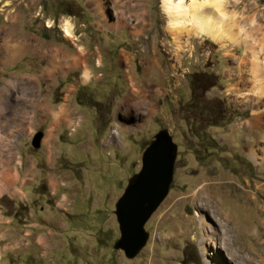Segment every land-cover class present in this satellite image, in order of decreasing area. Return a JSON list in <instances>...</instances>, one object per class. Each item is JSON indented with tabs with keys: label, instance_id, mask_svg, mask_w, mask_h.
<instances>
[{
	"label": "rangeland",
	"instance_id": "1",
	"mask_svg": "<svg viewBox=\"0 0 264 264\" xmlns=\"http://www.w3.org/2000/svg\"><path fill=\"white\" fill-rule=\"evenodd\" d=\"M222 1L229 36L212 41L170 31L160 0H0V264H264V163L239 149L253 140L248 106L264 101L252 75L264 70V0ZM16 42L30 49L6 59ZM51 54L67 66L47 72ZM194 72L215 76L204 97L226 113L203 139L204 118L188 129L183 110ZM69 93L72 125L44 162L31 138ZM163 129L177 145L172 181L128 259L113 248L115 203Z\"/></svg>",
	"mask_w": 264,
	"mask_h": 264
},
{
	"label": "water",
	"instance_id": "2",
	"mask_svg": "<svg viewBox=\"0 0 264 264\" xmlns=\"http://www.w3.org/2000/svg\"><path fill=\"white\" fill-rule=\"evenodd\" d=\"M43 132L34 133L31 146L40 147ZM177 145L165 129L158 131L141 154V167L127 182L115 203L114 215L119 237L113 245L128 259L145 246V223L169 191Z\"/></svg>",
	"mask_w": 264,
	"mask_h": 264
},
{
	"label": "crops",
	"instance_id": "3",
	"mask_svg": "<svg viewBox=\"0 0 264 264\" xmlns=\"http://www.w3.org/2000/svg\"><path fill=\"white\" fill-rule=\"evenodd\" d=\"M3 41H4V43H6L7 41L9 42V40H7V39H4ZM16 43L19 46L18 48H16L17 47L16 44H13L11 46H6V48L4 49L5 51H7L6 52V59H14L15 56L17 57L18 55H20V53L24 52L25 49L27 50L25 43H20V42L19 43L16 42ZM6 45H8V43H6ZM46 71L47 72H54L57 70H46ZM259 71L260 70H258V71L256 70V73L252 72V75L255 76V74H256V76H257V77H255V82H254L257 90H259V88L260 89L264 88V87H262V86H264V78L260 79L261 77H258L259 74H261L260 76L264 77V70H261L262 72H260L257 75V72H259ZM261 90L263 91V89H261ZM72 96H73V94L69 93L63 97L64 101L66 103L64 104L62 111H61V109H59L58 112L57 111H50L51 118H50V120L47 121L48 123H47L46 127H44V129H43V136L41 139L42 140V146L45 148V149L41 150V154L43 155V158L45 160L44 162H46V157H50L53 155L52 153L54 151L52 152V147L56 146L57 141H58L59 137L61 136V132H62L64 126L68 127V126L72 125V122L70 121V118H69L70 116H72V113H73V106H72L73 98H72ZM137 99L142 100V98H139V97H137ZM129 100H132V98L130 96H128L127 98L123 97L121 100V103L127 102ZM156 109H157L156 105L154 107L152 105H147V111L148 112H147L146 116L149 115V113L153 110H154L153 112L155 113ZM237 110L240 111L241 108H237ZM247 110H248V112H247L248 118L245 120V126H246V130H247L248 134L253 137V140L248 141V140L242 139L240 146H239V149L242 152V154L246 157V159L249 162H251V164L253 166L256 164H263L264 163V142H263L264 140L262 139V137H264V101H262L261 104H259V105L258 104H252V105L248 106ZM211 129H222V127L218 126V127H213ZM48 149L51 153L45 152V150L47 152H49ZM56 157L60 158L57 155H56ZM23 159H25V162L27 161L25 154L23 156Z\"/></svg>",
	"mask_w": 264,
	"mask_h": 264
},
{
	"label": "bare ground",
	"instance_id": "4",
	"mask_svg": "<svg viewBox=\"0 0 264 264\" xmlns=\"http://www.w3.org/2000/svg\"><path fill=\"white\" fill-rule=\"evenodd\" d=\"M222 2V0H212L210 2L207 0H160L162 10L168 18L170 31L178 35L183 31L193 30L195 34L209 37L212 41H221L229 36L219 25H216V20L221 19L224 15L222 10L219 9ZM210 8L214 11L213 15L209 11L211 10ZM46 24L50 26V21L47 20ZM59 26L64 37L74 38L72 24L68 20L62 19ZM25 46L27 49H30L29 44H25ZM66 66V55L63 58L57 59L51 54L48 69H46L58 71ZM262 67L264 69V65Z\"/></svg>",
	"mask_w": 264,
	"mask_h": 264
},
{
	"label": "trees",
	"instance_id": "5",
	"mask_svg": "<svg viewBox=\"0 0 264 264\" xmlns=\"http://www.w3.org/2000/svg\"><path fill=\"white\" fill-rule=\"evenodd\" d=\"M214 77L211 76V74H205V72H194L193 74L188 75L190 92L183 110L185 109L184 112L190 115L192 119L191 122H187L190 124L188 129L192 127V124L196 123V118H200L202 121L204 118L207 125H200V138L202 137V139L207 136L204 135V128L207 126H222L224 117L226 116L224 104L221 100H216L217 104H214L212 101L204 97L207 90L217 86V81ZM206 121H209L210 123Z\"/></svg>",
	"mask_w": 264,
	"mask_h": 264
}]
</instances>
